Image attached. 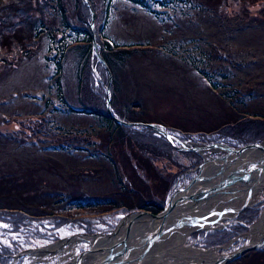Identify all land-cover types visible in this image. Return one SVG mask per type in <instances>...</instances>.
Here are the masks:
<instances>
[{
    "label": "rangeland",
    "instance_id": "1",
    "mask_svg": "<svg viewBox=\"0 0 264 264\" xmlns=\"http://www.w3.org/2000/svg\"><path fill=\"white\" fill-rule=\"evenodd\" d=\"M77 3H64L65 18L52 0H35L37 12L29 22L43 17L65 36L70 28L64 26L66 20L71 29L90 25L92 52L87 59L81 47L85 43L76 42L86 40V33L69 29L72 36H66L65 42L72 47L61 55L59 43L49 34H43L41 42L20 38L26 35V27L17 37L12 35L9 30L15 18L0 14V20H6L0 24V36L8 43L1 49L13 52L0 51V210L33 215L20 222L0 216V264H72L93 246L85 236L114 232L129 212L146 210L138 209L145 201L165 206L177 188L199 175L206 160L200 152L168 151L163 142L153 139L159 136L155 131L146 138L138 126L133 133L98 114L69 110V105L75 109L96 105L100 115L107 114L111 74L97 55L102 7L91 8L87 25L73 9ZM110 9L104 37L115 50L133 48L113 66L117 93L112 97L109 88L123 120L157 123L178 138L174 141L178 146L189 140L234 148L264 144V136L246 142L261 134L247 132L264 128L249 121L264 120V0H168L150 7L112 0ZM79 11L86 13L82 6ZM26 44L31 45L27 46L29 55L23 49ZM83 63L88 83L80 87ZM239 119L242 122L232 128ZM240 129L248 130L244 134ZM208 153L221 159L227 151ZM81 198L115 201L118 207L103 204L93 209L101 213L85 214L67 204ZM251 198L238 212L222 215L212 225L195 227L186 246L217 248L220 256L264 237L248 229L224 241L230 243L224 248L215 247L221 242L206 244V233L231 230L241 223L239 215L246 210L260 209L258 216L263 217L264 187ZM54 213L73 220L59 224L49 217ZM74 237L80 239L69 248L66 244L58 251L44 250ZM260 256L249 254L226 264H264V253Z\"/></svg>",
    "mask_w": 264,
    "mask_h": 264
},
{
    "label": "bare ground",
    "instance_id": "2",
    "mask_svg": "<svg viewBox=\"0 0 264 264\" xmlns=\"http://www.w3.org/2000/svg\"><path fill=\"white\" fill-rule=\"evenodd\" d=\"M264 146V144H263ZM203 147V146H202ZM227 151L226 148H213L207 150L202 148L201 153L206 158L201 167V179L184 194L185 197L193 195L192 199L183 200L171 211L166 220H156L150 215H130L122 224L116 234H101L93 237H84L92 242V250L86 253L81 260L72 264H102L105 258L111 253L109 248L116 243H120L113 252L120 250L126 254L114 259L111 264L120 261L119 264H215L216 260L223 255L216 253L217 248L210 250H200L194 246H186L189 234L195 227H205L218 222L222 215L231 214L241 207L243 201L251 202V197H245L248 192L256 194L264 187V171L251 173L248 179L240 180L238 173L246 175L247 166L252 162L260 161L264 166V156L261 151L248 149L237 156L236 153H227L225 158L211 161L208 151ZM264 152V151H263ZM231 177H237L232 180ZM223 181L228 184V189L210 191L212 186H219ZM187 186L180 187L184 189ZM208 191V192H207ZM180 196L176 195V199ZM212 203L216 205L213 206ZM212 206V207H210ZM132 223H129V221ZM130 221V222H131ZM164 224L160 227L161 223ZM132 225V226H131ZM194 226L191 228L190 226ZM185 227L187 229L185 230ZM130 230V231H129ZM128 231V232H127ZM159 231V237L152 242L150 237L154 232ZM128 236H127V234ZM264 234V215L260 221L251 229V234ZM127 236V238H125ZM83 238V237H81ZM80 237H74L66 241H61L44 250L58 251L74 245ZM261 241V238L253 240L252 244ZM230 243H223L220 248H224ZM125 247H128L125 249ZM218 254V255H217ZM147 256V257H145ZM173 258V261L170 260Z\"/></svg>",
    "mask_w": 264,
    "mask_h": 264
},
{
    "label": "trees",
    "instance_id": "3",
    "mask_svg": "<svg viewBox=\"0 0 264 264\" xmlns=\"http://www.w3.org/2000/svg\"><path fill=\"white\" fill-rule=\"evenodd\" d=\"M37 1V0H36ZM54 5H59L60 7H57L56 9H58V11L61 13V16H64L66 15L65 14V11H64V3L66 4L67 0H52ZM78 3L76 5H74L73 9L75 10L77 16L79 19H82L84 22L85 20H87V25L89 24L88 22H90V15H91V12H90V8L88 7V4L85 3L84 0H77ZM111 1L112 0H108V3L106 2V0H99L98 3L96 2V0H89L91 6L96 10V9H99V6L102 7L100 8V15H101V12H102V16L100 17V21H101V25L98 26V32H99V42H100V52H101V55L102 57L104 58L106 64L105 67L108 71L111 72V76H112V84H111V95H114V93H117V91L113 90V86H114V75H113V66L115 65V63H119L122 61V59L125 57V53L127 52H130L131 49L133 48H129L127 50H125V48H118L117 50H115L112 46V44L103 38V32L108 24V19H109V16H108V13L109 11L111 10ZM136 4H141L143 6H146V7H150V4L154 3V2H159L160 4H164L166 3L168 0H162V1H151V0H130ZM169 1H173V0H169ZM178 2H185L187 0H177ZM34 2L35 0H0V14H2V12L4 13V18H7V17H13L15 18V21L14 23L12 24V27L10 28L9 32L14 35V36H18L20 31L22 30L23 27H26L27 29V33L26 35H21V37H24L23 39L25 38H30L32 39V42L33 41H39L41 42L42 40V35L43 34H49V37L54 39V41H57L59 43V50L61 51V55L70 47L72 46H67V42L66 41V36L70 37L72 36V33L71 32H75L77 34H81V33H86L87 34V37H86V40L84 41H76V42H83L85 43L86 45V41L89 43L88 46H81V47H84V50H83V53H86V59L87 57L90 56V53L92 52V46L90 44V42L92 41V33H91V28H90V25H89V28H80L79 26H74L72 27L71 29V23L70 25L67 23L68 21L66 20L64 26L65 27H70L68 29V34L65 36L63 33L60 32V29L58 27H50L51 25H48L45 20H43V17H39L38 18H33V22L34 23H30V19H32V13L33 12H37L35 11L36 10V6H34ZM83 7L86 9V13L83 15L82 14V11H79L80 10V7ZM50 14V13H49ZM20 15H23V18H21ZM25 17V18H24ZM65 18H67V15L65 16ZM37 19V20H35ZM6 20H0V24H2L3 22H5ZM30 24V25H29ZM24 30V29H23ZM62 34L60 35L59 38H57V35L58 34ZM4 36L1 35L0 36V51L1 53H6L8 55L12 54L13 52H8L4 49H1L3 48L4 46H6V44L8 43H5V40L3 38ZM3 39V41H2ZM4 42V43H2ZM11 44V43H10ZM27 46H31V45H27L23 46V49H25V52L29 55L30 54V49H28ZM77 46H74V48H76ZM80 47V46H78ZM65 55V54H64ZM89 55V56H88ZM128 55V54H127ZM65 58V56L61 59V61H63ZM92 59V58H91ZM117 60V61H116ZM86 64L83 63V66L81 68V72H79V86L82 87L84 85H86L88 83L87 78H85V75H86V70L88 68L85 67ZM61 79V78H60ZM60 89H62V85L61 83H59V86H58ZM114 100H112L111 102V105H112V109L113 111L118 114V110L117 108L114 106ZM67 104V103H66ZM84 107L81 108L80 110H76L75 108H73L72 106L69 105V110L71 111H81V112H85V113H94V114H98L100 115L101 112L100 110L97 108L96 105H92V107L90 106H86V105H83ZM100 117H103L105 119H107L108 121H111V122H115L114 120H112L111 118L108 117L107 114H103L100 115ZM250 122H252V124L254 123H259L257 124L256 126L258 125H262L264 124V120L263 119H257L255 121H252V120H249ZM242 120L239 119L236 124L232 125L231 127L232 128H236L237 125L239 123H241ZM116 123V122H115ZM119 127H124V128H127L129 130V132H133L135 133L136 129H134V127H130V126H122L121 124H118ZM227 127V126H226ZM255 130L251 131V132H247L248 134H253V133H256L257 132H260V136H258L257 138H251V139H246L245 141L246 142H253V141H258L262 138V136H264V128L260 127V128H257V127H254ZM144 134L143 136L148 138V137H153L154 134H153V130L149 127H143L142 128ZM241 130V129H240ZM248 129H242L241 132L246 134L245 132L247 131ZM156 135V134H155ZM132 138V137H131ZM259 138V139H258ZM155 141L156 139L163 142V144L167 147V150L168 151H176V149L170 145L168 143V141H166V139L163 137L161 138L160 136H155V138H153ZM264 139V137L262 138ZM157 142V141H156ZM169 155H171V152L169 153ZM85 198H81V199H73L72 201H68V205H73L76 207V209L78 210H85V214H98V213H101V211H95L93 210L94 208H98L99 206L101 205H106V207H111L114 208V207H118V205L116 204V202H105L103 201L102 199L100 198H88L89 200H83ZM166 204V203H165ZM122 205V204H120ZM119 205V206H120ZM140 206L138 207V209H146V210H149L151 211L152 213L154 214H157L159 213L162 209H164V205H161V203H157V202H154V201H149V202H143L141 204H139ZM261 209H262V206H260ZM108 208L106 211H108ZM126 210H128L127 208H125ZM92 210V211H91ZM254 212H252V210H249V211H245L244 213L240 214L239 215V221L241 223H244L246 225H251L253 222H255L257 219H258V214L260 213V209H253ZM246 213V214H245ZM7 216V219H11V220H14V222H20L21 220L24 221V220H29L33 217V215H29L23 211H16V212H3V210H0V216ZM65 216H69V215H60V214H50L49 217H52L53 220H55L56 222H59V224H64V223H67L73 219H64ZM247 216L250 218V219H247ZM256 216V217H255ZM241 223L238 222V224H235V225H232L230 228L231 230H222V231H212L210 233H206L205 234V239H206V244L208 245V243L210 244V246H213L214 244L216 243H224V241H227L235 236H239L240 233H245L247 232L248 228L244 225H242ZM241 235V234H240ZM221 243H219L218 245H221ZM217 246V245H215ZM261 253H264V249L262 250H259V251H248L247 253H245L244 255H242L240 258H246L249 254H253L254 255V258L257 257V259H260L262 256H260ZM11 260V259H10Z\"/></svg>",
    "mask_w": 264,
    "mask_h": 264
},
{
    "label": "water",
    "instance_id": "4",
    "mask_svg": "<svg viewBox=\"0 0 264 264\" xmlns=\"http://www.w3.org/2000/svg\"><path fill=\"white\" fill-rule=\"evenodd\" d=\"M88 2V0H86ZM88 5L90 6V4L88 3ZM91 12H92V15H93V11L91 9ZM92 26L94 27V22L92 23ZM94 41V45H96V41ZM97 55L98 57L102 60V57H101V54L100 52L97 50ZM107 93H108V98H107V110H108V115L115 119L118 123L120 124H124V125H127V126H132V125H136V124H141V123H133V122H125L121 119H119L118 117H116L113 112H112V109H111V105H110V96H109V86L107 87ZM146 126H149L151 127L152 129L154 130H157L159 133L163 134L170 142H172V136L170 134H168L167 132H165L164 130H162L161 128H159L156 124H152V123H148V124H144ZM223 147V148H226L228 150V153H236L238 157L239 154H241L243 151L245 150H248V149H259V150H263L264 151V146H263V143H251V144H247V145H244L242 147H239V148H234V147H231L227 144H222V143H215V144H209V145H206L205 149H211V148H214V147ZM202 147H198V146H195V147H192V148H188V150H192V151H199ZM178 150H182L183 148L181 147H177ZM226 156H224L223 158H225ZM211 161H217L218 159L216 158H210ZM206 161V160H205ZM257 163H261V162H252L250 164V166H247V170H246V175L243 176V174L241 176H238L240 180L242 179H248L250 176V174L253 172V171H256V170H259L260 172H262V170L264 169V166H260V167H257ZM200 172H201V169H200ZM200 172H199V175L196 176L195 178H193V180L184 188V189H178L175 191V193L171 196V198L168 200L167 202V205L165 206V208L158 214H154L150 211H147V210H141V211H136V212H132L130 214H127L120 222V224L117 226V228L114 230L113 233H111L110 235L112 234H116V232L121 228L123 222L132 214H138V215H150L152 216L154 219L156 220H160V219H165L167 218L168 214L174 210V208L176 206H178V204H180L183 200H185V198L187 199H192L193 198V195H189L188 197H185L184 194L182 196H180L178 199H176V195L180 192H187L192 186L194 183H196L197 181H199L201 179V176H200ZM237 178V177H236ZM235 177H231L232 180H236ZM233 183H230L228 184L227 181H223L219 184V186H212L210 188V191H218L219 189H222V188H225L227 187L228 185H231ZM208 192V191H207ZM251 195V193H250ZM249 195V196H250ZM246 206V204L244 205ZM243 206V208H244ZM131 221V220H130ZM129 223H132V221ZM164 224L161 223L160 227ZM132 226V225H131ZM130 231V230H129ZM128 232V231H127ZM127 234V233H126ZM159 231L158 232H154L150 237V240L152 242H154L157 237H159ZM128 236V234H127ZM127 236H125V238H127ZM120 244V243H119ZM118 243H116L114 246L110 247L109 250H110V254L105 258L104 260V263L102 264H111V262L116 259L117 257L119 256H122L124 255V251L120 250L119 252L117 253H114L113 250L114 248H116L118 245ZM264 247V240L262 241H259L257 243H254V244H249V245H245L244 247H242L241 249L233 252V253H229V254H225L223 255L221 258L217 259L215 264H226L228 261H231L233 259H235L236 257L242 255L243 253H245L246 251L248 250H252V249H259V248H262ZM128 247H125V249H127ZM92 250L89 249L87 250L86 252H84L83 254H80L77 256L76 258V262H78L79 260H81V258L86 254V253H89L90 251ZM82 261V260H81ZM119 262L115 263V264H119Z\"/></svg>",
    "mask_w": 264,
    "mask_h": 264
}]
</instances>
